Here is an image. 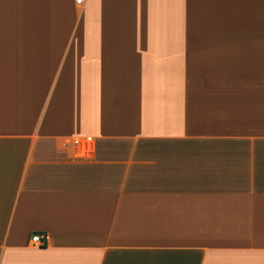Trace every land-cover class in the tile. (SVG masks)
<instances>
[{
  "label": "crops",
  "instance_id": "obj_1",
  "mask_svg": "<svg viewBox=\"0 0 264 264\" xmlns=\"http://www.w3.org/2000/svg\"><path fill=\"white\" fill-rule=\"evenodd\" d=\"M0 264H264V0H0Z\"/></svg>",
  "mask_w": 264,
  "mask_h": 264
},
{
  "label": "built area",
  "instance_id": "obj_2",
  "mask_svg": "<svg viewBox=\"0 0 264 264\" xmlns=\"http://www.w3.org/2000/svg\"><path fill=\"white\" fill-rule=\"evenodd\" d=\"M84 0H75L76 4L80 5ZM46 235L45 234H35L30 238V243L33 245L43 246L45 245Z\"/></svg>",
  "mask_w": 264,
  "mask_h": 264
}]
</instances>
